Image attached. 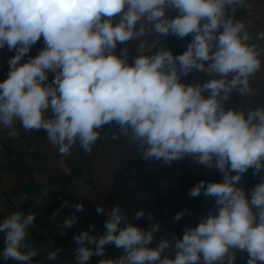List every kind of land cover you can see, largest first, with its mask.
<instances>
[{
  "label": "clouds",
  "instance_id": "1",
  "mask_svg": "<svg viewBox=\"0 0 264 264\" xmlns=\"http://www.w3.org/2000/svg\"><path fill=\"white\" fill-rule=\"evenodd\" d=\"M244 4L0 0V48L15 51L7 78L0 82V129H7L9 137L18 135L19 122L24 131L43 130L62 156L77 144L90 155L101 130L114 126L111 140L127 139L142 160L171 166L191 158L222 175V181L201 180L188 192L214 198L215 212L186 227L182 238L161 236L154 247L159 223L141 228L120 205L107 211L97 205L96 212L105 216L104 232L94 235L90 225L74 235V264L104 257L108 245L123 254L99 264H235L237 251L247 254V264H264V178L250 190V198L238 186L249 169L253 175L264 172V105L226 108L234 91L240 97L256 94L251 80L264 67V47L252 42L245 23L235 19ZM166 8L178 13L175 18L166 15ZM153 33L161 39L193 38L174 55L170 48L141 39ZM41 37L44 47L21 63ZM137 40L138 55L129 63L126 45ZM256 40L264 41V31ZM118 45L124 47L117 54ZM193 72L209 78L186 83ZM74 208L82 212L84 205ZM142 218L144 209L134 216ZM147 219H153L151 213ZM35 220L34 212L14 211L0 221L3 260L32 264L42 250L27 242ZM77 222L74 214L65 217L60 234ZM170 248L174 255H164ZM60 252L55 248L46 259L55 261Z\"/></svg>",
  "mask_w": 264,
  "mask_h": 264
},
{
  "label": "crops",
  "instance_id": "2",
  "mask_svg": "<svg viewBox=\"0 0 264 264\" xmlns=\"http://www.w3.org/2000/svg\"><path fill=\"white\" fill-rule=\"evenodd\" d=\"M239 10L242 21L252 36V42L264 47V41L256 40L258 33L264 31L261 4L245 0ZM251 86L255 89V95L240 97L234 91L226 108H255L264 105V67L251 80ZM15 127L18 132L16 137H9L7 129H0V221L14 211L36 213L34 225L28 229L30 236L27 242L42 250L32 264H74L75 249L78 247L73 241L74 235L81 230H88L90 225H94V235L104 232V221L100 220V216L104 219L105 216L104 213L98 214L96 207L101 205L107 211L106 203L115 175L120 169L125 138L111 140L114 126L106 125L90 155L77 144L70 155L62 156L48 142L43 130L24 131L19 122ZM69 187L72 188L70 192ZM56 194L65 197L69 194L72 205L60 208ZM77 203H82L84 210L89 208L94 214L86 215L84 210L77 212L74 208ZM215 210L187 213L179 221L174 217H166L139 227L148 228L152 223L160 224L161 231L155 235L151 245L154 247L161 236L168 239L173 236L182 238L186 227L198 224ZM57 211L60 215L53 218ZM73 214L78 217L77 224L67 229L65 235H61L60 225L63 219ZM4 247V236L0 233V252ZM55 248L61 249L57 260H47V253ZM122 254V249L108 245L104 257L94 255L89 264H99L101 259L115 258ZM164 255L173 256L174 250L167 249ZM236 255L235 264H247L246 253L237 251ZM11 262L13 261H5L0 257V264Z\"/></svg>",
  "mask_w": 264,
  "mask_h": 264
},
{
  "label": "trees",
  "instance_id": "3",
  "mask_svg": "<svg viewBox=\"0 0 264 264\" xmlns=\"http://www.w3.org/2000/svg\"><path fill=\"white\" fill-rule=\"evenodd\" d=\"M235 19L242 21L239 8L235 13ZM192 38L191 34L184 39H178L170 35L166 39L161 40L157 46L160 47L162 45L166 48H170L174 55H178L186 49V45L191 42ZM201 76L204 77L202 73L193 72L188 77H185L184 81L186 83H193ZM126 141V145L124 141L125 148L123 145L122 149L120 169L115 175L114 184L106 203L107 210L114 206L119 189H122L123 186L131 181L137 183L145 192L147 200L151 201L148 204L150 213L153 216L151 221L147 218H142L139 221L135 220L134 216L137 211H129V207H122L129 219L137 226L155 222L166 217H175L177 213L184 210H187V214L215 208L214 198H206L203 193L198 197H191L188 195V192L190 188L201 180L205 182L222 181V175L218 170L206 169L196 164L191 158L173 162L171 166L153 167L152 161L140 159L136 146L129 143L128 140ZM177 163H179L178 169H176ZM262 178H264V172L260 175H253V170L249 169L242 176L238 186L243 188L250 196V190L257 183H260ZM163 193L165 197H169L170 199V202H167L168 204L163 199ZM86 210L94 214L91 209L86 208ZM100 218L103 222L104 218L101 216ZM11 263L16 264L14 261Z\"/></svg>",
  "mask_w": 264,
  "mask_h": 264
},
{
  "label": "rangeland",
  "instance_id": "4",
  "mask_svg": "<svg viewBox=\"0 0 264 264\" xmlns=\"http://www.w3.org/2000/svg\"><path fill=\"white\" fill-rule=\"evenodd\" d=\"M156 45H158V44H156ZM120 46H122V45H118V47H120ZM43 47H44V43H43V37H42V39L30 51V53L24 57L23 63L26 62L29 57H35ZM208 78L209 77H206V76L202 77L201 76L195 82H203L204 80H206ZM126 140L127 139L123 140V141H125V145L127 143ZM123 145H124V143H123ZM125 145H124V148H125ZM152 166L153 167H162L165 165H162L160 162H152ZM164 197H165V194L163 193V199L166 201V203L167 202L169 203L170 202L169 197H165V198ZM115 199H116V202L114 205H120L121 207L126 206L127 208L129 207V211H132V210L133 211H140L141 209H144L145 210V218H143V219H146L147 214L150 213V208L148 207V204L151 201L147 200V196H146L145 192L142 190V188L137 183H134L131 181L127 185L123 186L122 189L120 188ZM8 264H10V263H8Z\"/></svg>",
  "mask_w": 264,
  "mask_h": 264
},
{
  "label": "water",
  "instance_id": "5",
  "mask_svg": "<svg viewBox=\"0 0 264 264\" xmlns=\"http://www.w3.org/2000/svg\"><path fill=\"white\" fill-rule=\"evenodd\" d=\"M177 14L178 13L175 10H171V9H167L166 8V15L169 18H175V16ZM41 39H42V37H41ZM141 39L147 40L149 42V44H152V43L157 44L161 40H163V39H161L160 37H158L154 33L153 34H150V35H147L145 37H141ZM37 43L32 47V49L37 45ZM138 43H139V40H137V41H130L126 45L128 47V49H129V57H128L129 63H131L132 60L138 55V52H137V45H138ZM121 47H124V46L122 45V46H120V47L117 48V50H116L117 51V54L119 53ZM8 51L9 50L7 49L6 46L4 48H0V55H1V60H0V82H2L3 80H5L7 78V75H8V72H9V64H8V61H9V59L12 56L15 55V51H14L13 54L9 56L8 55ZM21 63H23V60L21 61ZM52 78H53V74H49V81H51ZM178 166H179V163H177L176 169H178Z\"/></svg>",
  "mask_w": 264,
  "mask_h": 264
},
{
  "label": "built area",
  "instance_id": "6",
  "mask_svg": "<svg viewBox=\"0 0 264 264\" xmlns=\"http://www.w3.org/2000/svg\"><path fill=\"white\" fill-rule=\"evenodd\" d=\"M251 2L261 4L262 12H263V15H264V0H251ZM261 22H262V24L264 26V18L261 19ZM71 190H72V188L69 187L68 192H70ZM67 196H69V194H67L66 197L63 196L62 194H56V200L59 202L60 208L69 207V206L72 205L71 204L72 200H70V196L69 197H67ZM65 202H67V204H65ZM84 213L86 215H89V216L91 215V213L89 211H87V210H84Z\"/></svg>",
  "mask_w": 264,
  "mask_h": 264
},
{
  "label": "bare ground",
  "instance_id": "7",
  "mask_svg": "<svg viewBox=\"0 0 264 264\" xmlns=\"http://www.w3.org/2000/svg\"><path fill=\"white\" fill-rule=\"evenodd\" d=\"M13 52H14V50H13V51H8V55H9V56L12 55ZM0 60H1V55H0Z\"/></svg>",
  "mask_w": 264,
  "mask_h": 264
}]
</instances>
